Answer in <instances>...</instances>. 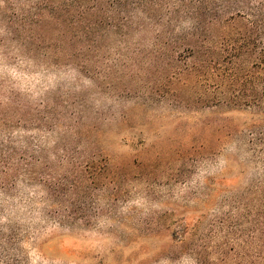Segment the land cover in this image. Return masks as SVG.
I'll return each mask as SVG.
<instances>
[{
	"label": "rangeland",
	"instance_id": "1",
	"mask_svg": "<svg viewBox=\"0 0 264 264\" xmlns=\"http://www.w3.org/2000/svg\"><path fill=\"white\" fill-rule=\"evenodd\" d=\"M28 23L0 2V92H16L39 111L14 134L42 141L49 168L36 170L51 184L23 183L15 196H0V224L24 235L27 263L263 264L258 241L246 244L256 204L244 191L255 170L231 147L211 152L215 122L240 130L256 115L188 110L156 96L116 102L114 76L94 79L24 58L19 33L33 40L40 34ZM79 109L84 117L69 134ZM44 114L58 119V133H45ZM234 175L232 185L220 183Z\"/></svg>",
	"mask_w": 264,
	"mask_h": 264
},
{
	"label": "trees",
	"instance_id": "2",
	"mask_svg": "<svg viewBox=\"0 0 264 264\" xmlns=\"http://www.w3.org/2000/svg\"><path fill=\"white\" fill-rule=\"evenodd\" d=\"M0 2L40 31L35 42L19 33L24 58H42L48 67L76 70L94 79L114 76L116 102L156 96L188 110L223 108L256 115L240 130L225 121L215 122L211 152L217 156L231 147L255 170L244 191L256 204L255 212L250 211L256 220H251L246 244L258 241L256 258L264 264V0ZM0 109V196H15L23 183L33 187L40 182L49 188L42 178L49 168L42 141L14 134L16 128L36 121L39 111L16 92H0ZM82 117L81 109L70 115L69 134H75L73 128ZM127 118L123 113L121 121ZM41 121L50 124L47 135L54 129L58 133V119L44 114ZM41 166L43 173L36 170ZM106 169L104 163L101 172ZM235 178L224 176L220 183L230 186ZM182 224L191 229L190 223ZM24 239L18 228L0 224V264H28L20 248Z\"/></svg>",
	"mask_w": 264,
	"mask_h": 264
}]
</instances>
